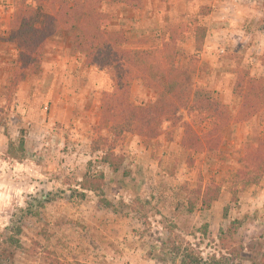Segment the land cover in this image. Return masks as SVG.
Listing matches in <instances>:
<instances>
[{"label":"rangeland","instance_id":"rangeland-1","mask_svg":"<svg viewBox=\"0 0 264 264\" xmlns=\"http://www.w3.org/2000/svg\"><path fill=\"white\" fill-rule=\"evenodd\" d=\"M16 1L0 0V264H182L185 256L192 264H264V168L244 163L264 140L263 0H100L103 30L121 35V48L179 49L167 56L187 72L190 103L153 139L139 134L130 112L118 127L102 116L116 81L71 51L66 32L47 41L33 69L21 68L9 41ZM240 79L261 95L250 114L241 112ZM206 98L226 115L209 119L196 109ZM152 100L131 79L129 105ZM184 125L201 149L181 147ZM108 154L120 158L118 172L101 163ZM99 175L113 209L80 189L85 176ZM213 189L217 200L201 206Z\"/></svg>","mask_w":264,"mask_h":264},{"label":"trees","instance_id":"trees-1","mask_svg":"<svg viewBox=\"0 0 264 264\" xmlns=\"http://www.w3.org/2000/svg\"><path fill=\"white\" fill-rule=\"evenodd\" d=\"M120 2L128 6H134L131 0H108ZM100 0H43V3L31 0H19L13 7V16L10 24L9 41L16 46L21 68L25 71L33 69L41 60L44 46L47 41L59 31L66 32L70 36V50L85 58V64L90 67L106 69L116 81V87L111 95H106L101 106L102 116L110 120L113 127H118L116 120L125 119L130 112L131 120L135 121V129L147 139H153L160 133L164 123H175L180 120L178 115L181 108L190 103L191 89L188 82L187 72L176 66L175 61L167 56L169 51L178 53L175 44H163L155 50H125L121 46L125 43L121 35L106 33L103 28L107 24L106 15L100 13L98 4ZM264 2V0H263ZM48 9V12L45 9ZM205 37L203 28H196L195 50L201 51ZM138 79L153 93V100L148 107L133 108L127 101V87L131 79ZM237 81L239 95L243 99L241 112L250 114L256 109L257 100L261 97L254 82L250 79ZM247 89L243 91V86ZM242 91V93L240 92ZM196 109L205 113L206 117L213 119L218 115H226L224 111L218 112L213 106V100L204 99L196 103ZM215 105V103H214ZM217 113V114H216ZM125 114V115H124ZM120 122V120H119ZM120 135L122 130H118ZM206 144L210 141L205 140ZM258 148L249 147L244 158L245 165L251 162L257 163L259 169L264 168V140H258ZM203 143L193 130L184 125L181 147L187 151L201 149ZM262 153L256 154L257 152ZM119 157L105 155L101 163L106 165L112 172H118ZM256 159V160H255ZM259 162V163H258ZM250 168V165H249ZM250 170V169H249ZM103 176L90 179L84 177L80 189L90 191L100 196L99 203L105 209H113V205L102 196L101 181ZM257 179H248L247 184L257 183ZM207 193V194H206ZM200 202L201 206L209 208L211 203L218 198V191L206 192ZM83 200L84 193H75ZM209 195V199H205ZM212 198V199H211ZM189 211H193V205L189 203ZM177 250L175 254H178ZM196 262L185 256L182 264Z\"/></svg>","mask_w":264,"mask_h":264}]
</instances>
